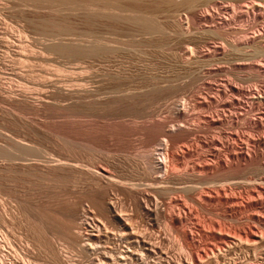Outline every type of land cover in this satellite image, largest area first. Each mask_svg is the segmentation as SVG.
<instances>
[{
    "label": "rangeland",
    "instance_id": "1",
    "mask_svg": "<svg viewBox=\"0 0 264 264\" xmlns=\"http://www.w3.org/2000/svg\"><path fill=\"white\" fill-rule=\"evenodd\" d=\"M165 1H168V4ZM209 1L191 0L196 8L193 6L189 10L187 6L173 9L169 5V0H118V2L117 0H0V148L22 141V144L32 147L33 151V153L28 151L26 156L27 162L31 161L28 162L29 166L23 167L27 169L20 170L17 166L13 168L14 166H8L2 158L0 159V233L10 239L7 241L9 244L7 246V242L0 237V242H3L2 246L0 245V255H4L3 264H62L66 259L64 256L70 259L71 264H89L92 250L95 253L93 256L100 261L99 264L107 263V231L110 234H117V230L107 225V219L100 215L95 207L92 208L94 198L90 190L97 189L95 187L98 185L97 181L87 178L84 171L97 163L100 170H106V160L109 158V161L115 164L124 160L125 165L133 160L129 165L135 161L137 166L140 165L138 168H141L143 160L144 162L150 160L148 159L150 156V158L159 157V148L162 147L164 140L159 139L156 145L146 150L144 135L121 131V125L132 126V123H129L132 116L152 114L155 120L158 118L165 123L175 122L173 125L176 126L179 122L176 114L181 111L187 115L190 113L188 116L191 118L202 114L208 115L211 112L220 116L235 114L239 121L232 125L222 124L220 127L223 126V129L221 128L223 134L219 132V128L209 126L203 128L204 124H200V121V125L197 124L198 121L185 122V127L188 125V128L195 129L186 141L178 145L188 146L193 143L192 146H195L193 149L197 150L200 156H203V153L205 155L207 144L216 145L222 140L224 142L225 138L230 140V145H233V142H235L234 147L237 145L239 151L237 157L245 156L247 149L251 152L252 148L249 145L255 149L252 153L258 149L250 143V140L262 135L264 129L261 132L256 125L259 115L250 92H253L255 86L260 87L264 83V77L259 73L260 70L256 69L261 67L259 64H264V0H211L210 2L213 3ZM251 2L260 5L261 10L255 9L254 12L258 14L255 17L250 14L247 19L244 7L250 8ZM109 3L110 7H122L119 8L120 13L124 12V15L120 14L122 18L107 17ZM245 4L248 5L243 6ZM125 5L127 9L129 7L132 8L131 10L136 9L130 15L135 14L134 17L139 19L142 17L141 20L143 21L144 18V21L148 20L147 23L150 21L149 24L156 29V32L146 34L139 25L125 19L129 15ZM170 10L175 14L173 22L172 20L168 22L169 19L165 18ZM192 10L196 12L193 13ZM194 14L202 17L205 14V19L199 18L196 24H192L190 19ZM226 19L231 21L230 28L233 29L228 37L209 32L213 29L211 26H217L215 23ZM220 25L223 26L224 23ZM243 39L248 41L246 50L242 48L236 51L230 47L232 41L240 43L244 42ZM256 63L258 64L255 65ZM261 77L263 80L260 79ZM261 92L263 97V89ZM261 107L264 109V102ZM109 116L114 117V120ZM107 126L110 128L112 126L114 130H111L112 128L109 130ZM199 134L207 135L205 136L207 138ZM216 135L220 137L218 140H221L217 141ZM248 137L250 140L246 139ZM194 138L198 139L194 140ZM244 140L249 141L246 143L248 146ZM255 153L254 156L252 155L255 157V160L252 158L254 162L246 163L241 169L244 171L245 168L244 172L240 170L243 174L238 172L228 179L211 181L210 183L213 184H209L212 187L204 184L205 186H202L207 188H203L200 185L201 189L206 190L202 189V193L209 190L206 195L211 192L208 196L216 198L217 203L219 202L216 204V201L203 200L211 209H205L204 212V209L195 205L196 208L191 202L194 194H178L181 199L185 195L182 200L185 199L184 203L188 209L183 211L178 201H176L178 204L173 203L174 206L172 204L171 207L173 206L174 210L176 208L175 212L177 209L185 212V219L188 218V221L183 224L194 230L193 232L187 227L192 230L194 236L196 235L195 243H189L187 246L183 244L173 235V231L167 232L162 220L159 223H152L149 228V219L146 215L143 216L139 230L159 232L161 238L163 237L160 249L164 250L162 251L164 254L160 256L161 258L159 254L148 256L149 264H264V191H262L264 190V158H262L264 153L259 155V152ZM144 154L146 157H143ZM194 156L197 159L199 157ZM194 156L191 157V161L197 163ZM207 158L212 160V156ZM60 159L64 163H76L77 166L83 167V170L80 167L75 169L59 166L57 164L62 162ZM184 160L188 162V158ZM46 163L48 166L45 165ZM134 163L132 166H135ZM246 171L249 173L247 174ZM246 176L249 177V181L252 179L251 183L257 179L256 186V182L249 184ZM237 180L240 186L234 182ZM239 180L241 182L243 180V183ZM221 183L225 184L222 188ZM225 187L233 190L229 191ZM224 190L225 194H223ZM226 195H228L227 200H225ZM113 199L116 200L119 208H122L124 216H136V211L126 196L115 193ZM17 200L22 203L24 211L18 206ZM52 204H59L60 211L63 212H60L61 216L59 214L56 217L59 216L56 229L51 227L53 231L50 230V234H45L42 226L39 228L40 224L37 225L39 223L37 218L38 215L44 219H46L45 215L47 218L50 217L46 207ZM76 207L80 214L75 218V223L79 224L81 230H73L72 234L82 232L83 236L89 229L98 230L94 232L98 238L88 239L84 236L83 242L80 243L81 247L72 245L63 233L68 216L71 217ZM204 229L207 230L204 232ZM54 247L62 254H54ZM82 247L84 250L81 249Z\"/></svg>",
    "mask_w": 264,
    "mask_h": 264
},
{
    "label": "bare ground",
    "instance_id": "2",
    "mask_svg": "<svg viewBox=\"0 0 264 264\" xmlns=\"http://www.w3.org/2000/svg\"><path fill=\"white\" fill-rule=\"evenodd\" d=\"M114 1V0H113ZM196 1V0H194ZM211 1V0H210ZM209 1V2H210ZM216 1V0H214ZM247 1V0H246ZM110 2V1H108ZM118 2V0H117ZM120 2V1H119ZM133 2V1H132ZM162 2V1H161ZM167 2L168 4V1H165ZM193 2V1H192ZM192 2L191 0H169V5L172 6V8L174 9V7H181V6H187L189 8V10L191 8H193V6L195 7V5H192ZM198 2V1H197ZM207 2V1H206ZM242 2V1H241ZM113 3V2H112ZM210 3H213L210 2ZM252 3V2H251ZM116 4V3H115ZM122 4V3H121ZM255 4V3H254ZM253 3L251 4L250 8L248 7H244L246 10L244 11V14H245V17L248 19V17L250 16V14L255 17L256 14L258 13H255V9H257L258 11L261 10L260 9V5H254ZM110 5V3L108 4V6ZM131 5V4H130ZM136 5V4H135ZM157 5V4H156ZM163 5H166V4H163ZM162 5V6H163ZM197 5V3H196ZM202 5V4H201ZM215 5V4H214ZM248 5V4H247ZM246 4L243 5V6H247ZM263 5V3H262ZM261 5V6H262ZM117 6V5H116ZM126 6V5H125ZM161 6V5H160ZM168 6V5H167ZM165 6V7H167ZM213 6V5H212ZM242 6V5H241ZM257 6V7H256ZM110 7V6H109ZM107 7V17L110 18V19H113V18H116L118 19L120 16V14H123V13H120L121 12V8H117V7H113L111 6L110 8ZM146 7V6H145ZM153 7V6H152ZM225 7V6H224ZM263 7V6H262ZM261 7V8H262ZM128 7L126 6V11L128 12V17L125 18V15L124 18L131 21L132 23H135L137 24V26L139 25V27L142 29L143 32H145L146 34H150L151 32H156V29L150 25V21L149 23L147 19V22L144 21V18H143V21L139 18H136L134 17V15H130L131 13H134L133 11L136 10V9H133L131 10L130 7L129 9H127ZM134 8V7H133ZM137 8V7H136ZM162 8V7H161ZM196 8V7H195ZM205 8V7H204ZM209 8V7H208ZM207 8V9H208ZM216 8V7H215ZM226 8V7H225ZM234 8V7H233ZM166 9V8H165ZM176 9V8H175ZM185 9V8H184ZM183 9V10H184ZM214 9V8H213ZM138 10V9H137ZM182 10V9H181ZM180 10V11H181ZM196 10V9H195ZM198 10V9H197ZM242 10V8H241ZM141 11V10H139ZM160 11V10H159ZM193 13L196 12L194 10H192ZM191 11V12H192ZM199 11V10H198ZM239 11V10H238ZM136 12V11H135ZM138 12V11H137ZM146 12V11H145ZM151 12V11H150ZM164 12V11H163ZM176 12V11H174ZM185 12V11H184ZM189 12V13H191ZM214 12V11H213ZM217 12V11H216ZM159 13V12H158ZM177 13V12H176ZM201 13V12H199ZM218 13V12H217ZM216 13V14H217ZM227 13V12H226ZM233 13V12H232ZM236 13V11H235ZM126 14V13H125ZM148 14V12H147ZM151 14V13H150ZM154 14V13H153ZM184 14V13H181V15ZM214 14V13H213ZM220 14V13H219ZM124 15V14H123ZM146 15V14H145ZM174 13L170 11H168L165 15V18L166 19H169L168 22H170V20H172L173 22V19H174ZM177 15V14H176ZM180 16V14H178ZM209 15V14H208ZM206 15V16H208ZM212 15V14H211ZM218 15V14H217ZM239 15V14H238ZM138 16V15H137ZM243 16V15H242ZM262 16V15H261ZM139 17V16H138ZM145 17V16H143ZM155 17V16H154ZM205 17V14H203V17L199 14H194L190 21L192 24H196L197 20H199V18H204ZM210 17V15H209ZM215 17V16H214ZM223 17V16H222ZM122 18V17H121ZM147 18V17H146ZM177 18V17H176ZM175 18V19H176ZM182 18V17H181ZM221 18V17H219ZM228 18V17H227ZM151 19V18H150ZM153 19V18H152ZM151 19V20H152ZM188 19V18H187ZM216 18H214L215 20ZM222 19V18H221ZM220 20V19H219ZM119 21V20H117ZM177 21V20H176ZM212 21V20H211ZM233 21V20H232ZM113 22V21H112ZM179 22V21H178ZM196 22V23H195ZM214 22V21H213ZM230 20L226 19V21H220L218 23H215L217 26L213 25L211 27H213V29H211L209 32H211L212 34H215L217 36H223V37H228V35H230V32H232L231 28H230ZM234 22V21H233ZM232 22V23H233ZM251 22V21H250ZM258 22V21H257ZM189 23V22H188ZM209 23V21H208ZM223 26H221L220 24H223ZM119 24V23H118ZM177 24V23H176ZM199 24V23H198ZM214 24V23H213ZM193 26V25H192ZM221 26V27H220ZM111 27V26H110ZM128 27V26H127ZM194 27V26H193ZM200 27V26H199ZM208 27V26H207ZM233 27V26H232ZM187 28V27H186ZM198 28V27H197ZM235 28V27H234ZM128 29V28H127ZM171 29V28H170ZM182 29V27H181ZM195 29V28H194ZM210 29V28H209ZM177 30V29H176ZM175 30V31H176ZM183 30V29H182ZM187 30V29H186ZM202 30V29H201ZM158 31V30H157ZM179 31V30H178ZM170 32V31H169ZM185 32V31H184ZM187 32V31H186ZM174 33V32H173ZM234 33V32H233ZM130 34V33H129ZM157 34V33H156ZM170 34H172L170 32ZM183 34V33H182ZM181 34V35H182ZM140 35V33L138 34ZM176 35V33H175ZM190 35V34H189ZM130 36V35H129ZM135 36H137L135 34ZM168 36H171V35H168ZM187 36V35H185ZM179 37V36H178ZM189 37V36H188ZM192 37V36H191ZM262 37V36H261ZM172 38V37H171ZM175 38V37H174ZM187 38V37H186ZM230 38V37H229ZM251 38V37H250ZM249 38V39H250ZM263 39V38H262ZM171 40V39H170ZM227 40V39H226ZM231 41V40H230ZM240 41V40H238ZM244 41V39H243ZM254 41V40H253ZM259 41V40H258ZM182 42V41H181ZM236 42V41H235ZM248 41H244V42H240V43H230V47L233 49V50H236V51H240L242 48H246L248 46ZM250 42V40H249ZM177 43V42H176ZM211 43V42H210ZM258 43V42H257ZM108 45V44H107ZM225 45V44H224ZM251 45V44H250ZM110 46V45H108ZM107 46V47H108ZM212 46V45H211ZM213 47V46H212ZM221 47V46H220ZM109 48V47H108ZM199 48V47H198ZM216 48V47H215ZM230 48V49H231ZM253 48V45L252 47ZM223 49V47H222ZM200 50V49H198ZM246 50V49H245ZM252 50V49H251ZM254 50V49H253ZM196 51V50H195ZM212 51V50H211ZM215 51V49H214ZM217 51V50H216ZM219 51V50H218ZM224 51V50H223ZM231 51V50H229ZM249 52V51H248ZM224 53V52H223ZM206 54H209V53H206ZM217 54V53H216ZM220 54V53H219ZM225 55V54H224ZM248 60V59H247ZM241 63V62H240ZM259 63V62H258ZM258 63H256L255 65H257ZM244 65V64H243ZM259 68H256L258 69L259 73L262 74V77H264V64H259ZM258 67V66H257ZM256 71V70H255ZM259 75V74H258ZM260 77V76H259ZM262 77L260 79H262ZM264 79V78H263ZM262 79V80H263ZM257 85V84H256ZM259 85V84H258ZM263 86H255V88L253 89V92L250 94L253 95V97L250 95V97L252 99H254V102H255V105L257 106V108L255 109L257 114L259 115V117H257V121H256V125L257 127L260 129V131L262 132V130L264 129V109H261L263 108V106L261 107V105L263 104L264 102V96L262 97V89H263V92H264V83L262 84ZM261 88V89H260ZM230 90V89H229ZM250 91V90H249ZM264 94V93H263ZM238 96V95H237ZM235 99V98H234ZM238 100V99H237ZM206 101V100H205ZM240 101V100H239ZM252 101V100H251ZM249 101V102H251ZM220 102V101H219ZM224 102V101H223ZM222 102V104H223ZM254 102L252 104H254ZM232 103V102H231ZM220 104V103H219ZM251 104V106H252ZM184 105V104H183ZM231 105V104H230ZM261 108H260V107ZM254 107V106H252ZM183 108V107H182ZM209 108V107H208ZM225 108V107H224ZM179 109V108H178ZM251 109V108H250ZM183 110V109H181ZM253 110V109H252ZM178 111V110H177ZM180 111V110H179ZM225 111V110H224ZM228 111V110H227ZM248 111V110H247ZM189 112V111H188ZM211 112V111H210ZM252 112V111H251ZM220 113V112H219ZM225 113V112H224ZM190 114V113H189ZM188 114V115H189ZM186 113L184 112H179L176 114V119H178V125H173L172 123L168 122V123H165L163 121H159L157 117V120L154 119V116L152 114H146V115H142V116H132L130 119H129V123H132V126L130 127L131 124L127 125V126H120V129L121 131H125L127 133H131V134H141L140 136L144 135V138H145V148L146 150L151 147L152 145H154L156 143V141H159V139H162L164 140V143L161 145L162 147L159 148L160 150V155L159 157L155 158L152 156V158H148L150 160H147L144 162L143 160V163H142V166L141 168H138L139 166H137L134 162V165L135 166H132L129 165L130 162H132L133 160H131L130 162H128V166L125 165L124 163V160L123 161H120L118 162L117 164L109 161V159H107V169L106 170H100V168L97 166L99 163H97V165L91 166V168H87L84 169L86 171L85 172V175L87 176V178H89L91 181L92 180H95L97 181V185L98 187H95L97 189H93V190H90L92 191V194H93V198H94V201H93V207H95V209H97V211L100 213V215H102L104 218L107 219V225H111L113 227H115V229L117 230V234H110L108 231H107V263L106 264H149L148 263V259L149 257L148 256H154V255H158L159 254V257L162 256L164 253L161 251L160 249V244L162 242V238H161V235L159 234V232H149L147 229L145 230H139V226L141 225L140 223L143 221V216L146 215V217L149 219V228H151V224H155V223H159L160 220H162V222L165 224L164 226H166V229L168 230L167 232L169 231H173V235H175L176 237H178L180 239V241L185 244L186 246L189 244V243H195V239H196V235L194 236V233H192V228L190 226H186V224H183L184 222L188 221V218L187 220L185 219V212H182L180 210L177 209V211L175 212L174 210V204L173 203H177L176 201L179 202V205L184 209L183 211L187 210L188 208H186V205H185V199L184 201L182 200L184 198L181 199V197L178 195V194H183V193H188L189 195L190 194H194L192 195L191 197V202L194 204V206H198L200 207L201 209H204V212H205V209L206 210H209L211 208H209L208 206V203H204V201H207V202H215L216 201V198H212L210 196H208L211 192H209L208 195H206L207 192H205L206 190L203 189V188H207V187H203L202 185L204 184H213V183H210L211 181H214V180H218L220 178H224V179H228L229 176L231 175H234V174H237L238 172H240V170L242 169L243 166H245V164H251V162H254L252 160V158L255 160V157H252V155L257 151L259 152L258 155L260 153H264L262 150L263 147H264V132L262 133V135H260L258 137L257 135V138H251L252 135H251V139L248 137L246 138L247 140H250V143L253 144V146H256V151H253L252 153V150L254 149L253 147L250 146L251 149V152L250 150L247 149V152H245V156H242V157H237L238 156V149L236 148V146L234 147V143L233 142V145H230V140L227 138H225L224 142L223 140L220 141V143L218 144H207L206 146V152H205V155L203 153V156H200L199 154L200 153H197L198 151L193 149L195 146H192V144L188 145V146H185L186 144H183L182 146H179L178 144L184 141H186V139L191 135V133L193 132V130L195 129H191V128H188V125L187 127H185V122H188V121H198L197 124H199V121H200V124L203 123L204 127L206 126H209V127H213V128H219V132L222 133L221 131V128L223 127H220L222 124H234L239 121L238 119V116L235 115V114H229L228 116L224 115V116H220L219 114L217 113H209L208 115H197L195 117H190L188 116ZM192 115V114H191ZM174 116V115H173ZM193 116V115H192ZM250 116V115H249ZM74 117V116H73ZM110 117V116H109ZM129 116H127L128 118ZM72 118V117H71ZM79 118V117H78ZM90 118V117H89ZM94 118V117H93ZM104 118V117H103ZM107 118H108V115H107ZM111 118V117H110ZM114 118V117H113ZM113 118H111L112 120H114ZM116 118V117H115ZM119 119H121V117H118ZM123 118V117H122ZM169 118V116H168ZM174 120L176 121L175 117H173ZM247 118V117H246ZM80 119V118H79ZM109 119V118H108ZM107 119V121H108ZM126 119V118H125ZM160 119V118H159ZM245 119V118H244ZM255 119V118H254ZM253 119V120H254ZM110 120V119H109ZM128 120V119H127ZM162 120V119H161ZM164 120V119H163ZM170 120H173V119H170ZM170 120H167V121H170ZM256 120V119H255ZM125 121V120H124ZM124 121H120V122H124ZM131 121V122H130ZM202 121V122H201ZM113 122V121H112ZM115 122V121H114ZM111 123V122H110ZM179 123H181L179 125ZM194 123V122H193ZM244 123V122H243ZM177 124V123H176ZM184 126H183V125ZM196 124V125H197ZM199 124V125H200ZM242 124V123H241ZM245 124V123H244ZM251 124V123H250ZM110 125V124H109ZM116 125V124H115ZM119 125V124H118ZM126 125V124H124ZM191 125V124H190ZM189 125V126H190ZM198 125V126H199ZM255 125V124H254ZM129 126V127H128ZM195 126V125H194ZM196 126V127H198ZM57 127V126H56ZM109 128V130L112 128L107 126ZM114 127V125H113ZM200 127V126H199ZM198 127V128H199ZM202 127V126H201ZM200 127V128H201ZM248 127V126H247ZM255 127V126H253ZM107 128V129H108ZM115 128V127H114ZM114 128H112L111 130H114ZM118 128V127H117ZM225 128V127H224ZM242 128V127H241ZM245 128V127H244ZM116 129V128H115ZM119 129V128H118ZM117 129V130H118ZM214 129V130H215ZM223 129V128H222ZM258 129V130H259ZM62 130V129H61ZM210 130V129H209ZM207 130V131H209ZM213 130V129H211ZM242 130V129H241ZM75 131V130H74ZM116 131V130H115ZM197 131V130H196ZM199 131V129H198ZM218 131V130H217ZM226 131V130H225ZM254 131V129H253ZM195 132V131H194ZM200 132V131H199ZM198 132V133H199ZM218 132V133H219ZM224 132V131H223ZM245 132V131H244ZM62 133V132H61ZM209 133V132H207ZM242 133V132H241ZM260 133V132H259ZM195 134V133H194ZM223 134V133H222ZM233 134V133H232ZM248 134V133H247ZM197 136V134H195ZM201 135V134H199ZM210 135V134H208ZM225 135V134H224ZM223 135V136H224ZM203 136V135H201ZM207 135H204L203 137H205ZM217 136V135H216ZM216 136H212V137H216ZM245 136V135H243ZM195 137V136H194ZM246 137V136H245ZM244 137V138H245ZM256 137V136H254ZM193 138V136H192ZM196 138V137H195ZM194 140H197L195 139ZM207 138V137H205ZM204 138V139H205ZM217 138V141L221 140L218 138H220L219 136L216 137ZM215 138V140H216ZM222 138V136H221ZM202 139V137H201ZM213 139V138H212ZM233 139H234V136H233ZM191 140V139H190ZM238 140V139H237ZM240 140V139H239ZM189 141V140H188ZM193 141V140H192ZM200 141V139H199ZM198 141V142H199ZM202 141V140H201ZM214 140H212L213 142ZM245 141V140H244ZM204 142V141H203ZM243 142V141H242ZM249 141H245L244 143H248ZM186 143V142H185ZM191 143V142H190ZM197 143V142H196ZM202 143V142H201ZM214 143V142H213ZM217 143V142H216ZM160 144V143H159ZM188 144V143H187ZM156 145V144H155ZM195 145V144H194ZM196 145H199V144H196ZM202 145V144H201ZM243 145V144H242ZM248 146V144H246ZM239 146V145H238ZM247 146H245L247 148ZM263 146L261 149L260 147ZM154 147V146H153ZM199 148V146H198ZM202 148V147H201ZM201 148H200V152H201ZM240 148V147H239ZM249 148V149H250ZM32 147L28 146V145H25L22 144V141L19 142V141H16L14 143H11L9 144L7 147L5 148H0V159L2 158V160L4 161V163H6L8 166H14L13 168H15L16 166L17 167H20V170L21 168L22 169H27L26 168H23L25 166H29V163L31 162H27V158L26 157L28 155V151L32 152L33 151L31 150ZM150 149V148H149ZM153 149V148H152ZM155 149V148H154ZM243 149V148H241ZM111 150V149H110ZM123 150V149H122ZM204 150V149H203ZM245 150V149H244ZM243 150V151H244ZM255 150V149H254ZM125 151V150H124ZM151 151V150H150ZM249 151V152H248ZM35 152V151H34ZM121 152V151H120ZM152 152V151H151ZM204 152V151H203ZM137 153V152H136ZM144 153V152H143ZM146 153V152H145ZM241 153V152H240ZM252 153V154H250ZM126 154V153H125ZM142 154V153H141ZM148 154L150 155L149 151H148ZM147 154V155H148ZM256 154V153H255ZM254 154V155H255ZM33 155V154H32ZM31 155V156H32ZM194 155H197L198 159L195 158ZM253 155V156H254ZM34 156V155H33ZM197 160V163H194L192 162V158L193 157ZM209 156H212V160H210ZM143 157H146L145 154ZM148 157V156H147ZM256 157H258L256 155ZM36 158V157H35ZM61 158V157H60ZM138 158V157H137ZM185 159L188 158V162H186ZM189 158L190 159V162H189ZM264 158V157H262ZM262 158H259V159H262ZM54 159V158H53ZM142 159V158H141ZM140 159V160H141ZM144 159V158H143ZM146 159V158H145ZM194 159V160H195ZM258 159V161L260 162V160ZM61 160V159H60ZM75 160V159H74ZM78 160V159H77ZM91 160V159H90ZM63 162V160H61ZM60 161V162H61ZM115 161V159H114ZM126 161V160H125ZM129 161V160H128ZM142 161V160H141ZM262 161V160H261ZM264 161V160H263ZM38 162V161H37ZM42 162V161H41ZM40 162V163H41ZM61 164H57L59 166H66L67 168L68 167H71V168H75L77 169L78 167H80L81 170H83V167L81 168V166H77L76 163H71L70 162H63ZM74 162V161H73ZM263 163V162H262ZM32 164V163H31ZM34 164V163H33ZM106 164V163H105ZM254 163H252L253 165ZM5 165V164H4ZM47 165V163L45 164ZM54 165V164H53ZM82 165V164H81ZM84 165V164H83ZM89 165V164H88ZM87 165V167H89ZM262 165V164H261ZM33 166V165H31ZM30 166V167H31ZM48 166V165H47ZM56 166V165H54ZM256 166V165H255ZM254 166V167H255ZM16 167V168H17ZM29 167V168H30ZM85 167H86V164H85ZM100 167H101V164H100ZM249 167V165H248ZM247 167V168H248ZM259 167V166H258ZM262 167V166H261ZM260 167V168H261ZM10 168V167H9ZM250 168L253 169V167L250 166ZM259 168V169H260ZM70 169V168H69ZM105 169V167L103 168ZM251 169V170H252ZM258 169V168H256ZM80 170V171H81ZM254 170V169H253ZM242 172L245 171V168H244V171L241 170ZM248 171V169H247ZM246 171V172H247ZM255 171V170H254ZM73 172V171H72ZM83 172V171H82ZM246 172L244 174H246ZM78 173V172H77ZM241 173V172H240ZM249 172H247L248 174ZM255 173V172H254ZM260 173V172H259ZM243 174V173H241ZM239 175V174H238ZM264 175V174H263ZM254 176V175H253ZM42 177V176H41ZM81 177V176H80ZM232 177V176H231ZM238 177H241V176H238ZM261 177V176H260ZM263 177V176H262ZM261 177V178H262ZM245 178V177H244ZM249 178V177H248ZM247 176H246V179H248ZM258 178V177H257ZM79 179V178H77ZM84 179V178H83ZM223 179V180H224ZM232 179V178H231ZM240 179V178H239ZM242 179V178H241ZM254 179V178H253ZM260 179V178H259ZM82 180V179H81ZM252 180V179H251ZM250 180V181H251ZM226 181V180H225ZM240 183H243V180L241 182V180H239ZM249 181V179H248ZM248 182L249 184L251 182ZM258 181L257 179L254 180V182ZM227 182V181H226ZM224 182V183H226ZM237 185H238V180L237 181H234ZM233 182V184H235ZM245 182L247 183V180H245ZM253 182V183H254ZM261 184H262V180H260ZM210 183V184H209ZM228 183V182H227ZM251 183V184H253ZM264 183V181H263ZM94 184V183H93ZM217 184H219L217 182ZM216 184V185H217ZM229 184V183H228ZM226 184V186L228 185ZM230 184H232V181L230 182ZM257 182L255 183V186H256ZM259 184V182H258ZM260 184V186H261ZM200 185L203 187L202 189L205 190V195H203V193L201 192V187ZM221 185V188H222V185L223 183L220 184ZM225 185V184H224ZM223 185V186H224ZM236 185V186H237ZM241 184H239L238 186H240ZM245 185H248V184H245ZM205 186V185H204ZM212 187V185H210ZM209 186V187H210ZM232 186V185H231ZM250 186V185H249ZM208 187V188H209ZM214 187V186H213ZM216 187V186H215ZM219 187V185H218ZM217 187V188H218ZM229 187V186H228ZM235 187V185H234ZM252 187V186H251ZM262 187V186H261ZM220 188V189H221ZM227 187H225L226 189ZM245 188V187H243ZM253 188V187H252ZM263 188V187H262ZM260 188V189H262ZM89 189H90V186H89ZM216 189V188H215ZM214 189V190H215ZM228 189V188H227ZM236 189V188H235ZM211 190V189H210ZM223 190V189H222ZM221 190V191H222ZM229 190V189H228ZM233 190V189H231ZM229 190V191H231ZM243 190V189H242ZM258 190V189H257ZM201 193H200V192ZM213 191V189H212ZM219 191V190H218ZM225 191V190H224ZM239 191V190H238ZM253 191V189H252ZM261 191V190H260ZM259 191V192H260ZM264 191V190H262ZM261 191V192H262ZM112 192H113V195H112ZM217 192V191H215ZM91 193V192H90ZM115 193H120L124 196H126V198L129 200V203L131 204V206L133 207V209H135L136 213H135V217H126L122 214V208H119L118 206V203L116 202V200L114 201L113 199V196ZM219 193V192H218ZM217 193V195H219ZM225 192H223V194H225ZM247 193V192H246ZM88 194V193H87ZM187 194V195H188ZM260 194V193H259ZM263 194V193H262ZM261 195V194H260ZM85 196V195H84ZM88 196V195H87ZM195 196H198V198H195ZM215 196V195H214ZM220 196V195H219ZM228 195L225 196V200H227ZM187 197V196H186ZM221 197V196H220ZM232 197V195H231ZM234 197V195H233ZM232 197V198H233ZM224 198V196H223ZM235 198V197H234ZM261 198V197H260ZM84 199V198H83ZM92 199V198H91ZM190 199V198H189ZM219 199V198H217ZM204 200V201H203ZM220 200V199H219ZM224 200V199H223ZM233 200V199H232ZM235 200V199H234ZM18 201V200H17ZM77 201V200H76ZM92 201V200H91ZM187 201V199H186ZM83 202V201H82ZM189 202V201H188ZM224 202V201H223ZM227 202V201H225ZM231 202V201H230ZM19 203V207H21V209L23 208V205L22 203ZM17 203V204H18ZM219 203V202H218ZM217 201H216V204H218ZM222 203V202H221ZM220 203V204H221ZM2 204V203H1ZM82 204V203H81ZM173 204V206L171 207V205ZM178 204V203H177ZM190 204V203H189ZM211 204V203H209ZM223 204V203H222ZM227 204V203H226ZM25 205V204H24ZM78 205V204H77ZM76 205V206H77ZM214 205V203H213ZM212 205V206H213ZM224 205V204H223ZM230 205V204H229ZM233 205V203L231 204ZM236 205V204H235ZM234 205V206H235ZM238 205V204H237ZM253 205V204H252ZM63 206V205H61ZM177 206V205H175ZM195 206V207H196ZM217 206V205H216ZM214 206V207H216ZM233 206V208H234ZM262 206V205H261ZM48 207V208H47ZM46 209L49 210L50 212V217L47 218V216L45 215L46 213H48V210H46V213L44 212V215H45V218H41L40 215L38 219V224H40L39 228L42 226V231H44L43 233L45 234H50L51 231H53L51 229L52 228H55V225L57 224V221H58V218L57 215L60 214V212L62 213L63 211L61 210L60 211V208H59V204H52V205H49L47 206ZM64 207V206H63ZM67 207V206H66ZM75 207V206H74ZM79 207V206H78ZM80 207H83V206H80ZM173 208V210L171 208ZM179 207V206H178ZM190 207V206H189ZM193 207V209L195 208ZM228 207V205H227ZM225 207V209L227 208ZM230 207V206H229ZM238 207V206H237ZM192 208V207H191ZM197 208V207H196ZM209 208V209H208ZM218 208V207H217ZM222 208V207H220ZM248 208V207H247ZM260 208V207H259ZM262 208V207H261ZM4 209V208H3ZM24 209V208H23ZM22 209V210H23ZM74 209V208H73ZM180 209V207H179ZM190 209V208H189ZM192 209V210H193ZM5 210V209H4ZM27 210V209H26ZM44 210V211H45ZM64 210V209H63ZM67 210V208L65 209ZM191 210V209H190ZM216 210V208H215ZM255 210V209H254ZM262 210V209H261ZM24 211V210H23ZM79 210H77V207L76 209L74 210V213L71 214V217L68 216V222H67V226L65 227V230H64V235H66L65 237H68V239L71 241L72 245L74 246H79L81 247V241H82V238L85 236L87 237L88 239H97L98 237L94 235V232L97 230H93V229H89L86 231V234L82 236V232H79V234H72V231L73 230H81L79 224H76L75 223V218L77 217L78 214H80V212L78 213ZM203 211V210H202ZM226 211V210H224ZM238 211V210H236ZM68 212V211H67ZM191 213V211H189ZM198 212V211H196ZM7 213V212H6ZM5 213V214H6ZM24 213V212H23ZM66 213V212H65ZM63 213V214H65ZM187 213V212H186ZM200 213V212H199ZM209 213V212H208ZM207 213V214H208ZM240 213V211H239ZM243 213V212H242ZM31 214V213H30ZM49 214V213H48ZM68 214V213H67ZM193 214V213H192ZM202 214V212H201ZM200 214V215H201ZM210 214V213H209ZM208 214V215H209ZM217 214V213H216ZM37 215L35 217H37ZM43 215V213H42ZM41 215V216H42ZM62 214H60L61 216ZM190 215V214H189ZM188 215V216H189ZM199 215V214H198ZM213 215V214H211ZM215 215V214H214ZM226 215V214H225ZM228 215V214H227ZM49 216V215H48ZM80 216V215H79ZM34 217V218H35ZM44 217V216H43ZM101 217V216H100ZM78 218V217H77ZM239 218V217H238ZM36 219V218H35ZM44 219V220H43ZM236 220V219H235ZM59 222V221H58ZM5 223V222H4ZM189 223V222H188ZM187 223V224H188ZM261 223V222H260ZM82 224V223H81ZM152 224V225H153ZM58 225V224H57ZM264 225V224H263ZM148 226V224H147ZM57 227V226H56ZM83 227V226H82ZM112 227V228H113ZM192 229L190 231L189 228ZM209 227V226H208ZM213 227V226H212ZM97 228V227H96ZM110 228V227H109ZM206 228V227H205ZM1 229V228H0ZM56 229V228H55ZM95 229V228H94ZM214 229V228H213ZM220 229V228H219ZM51 230V231H50ZM103 230V229H102ZM115 230V231H116ZM207 230V229H206ZM204 229V232L206 231ZM211 230V228L209 229V231ZM50 231V232H49ZM98 231V230H97ZM215 231V229H214ZM1 232V231H0ZM84 232V231H83ZM100 232V231H99ZM194 232V230H193ZM203 232V231H202ZM76 233V232H75ZM82 233V234H81ZM211 233V232H210ZM216 233V232H215ZM2 234V235H1ZM5 234V233H4ZM7 234V233H6ZM99 234V233H98ZM219 234V233H218ZM204 235V233H203ZM214 235V234H212ZM0 237L2 238V240L4 241H10L9 237H7V235H3V233H0ZM41 237V236H40ZM17 238V237H16ZM43 238V237H42ZM177 238V239H178ZM199 238V237H198ZM234 238V237H233ZM240 238V237H239ZM45 239V238H43ZM21 240V239H20ZM100 240V239H99ZM222 240V239H221ZM43 241H46V240H43ZM12 242V241H11ZM11 242H9L11 244ZM54 242V241H53ZM83 242V241H82ZM180 242V243H181ZM1 243L3 242H0V245ZM45 243V242H44ZM197 243V242H196ZM255 243V242H254ZM7 246L9 245L8 242L6 243ZM20 244V243H19ZM217 244V243H216ZM221 244V243H220ZM50 245V244H49ZM195 245V244H194ZM2 246V245H1ZM12 246V244H11ZM197 246V245H196ZM222 246V245H221ZM253 246V245H252ZM10 247V246H9ZM15 247V245H14ZM51 247V246H50ZM182 247V246H180ZM4 248V247H3ZM1 248V249H3ZM8 248V247H7ZM47 248V247H46ZM45 248V250H46ZM55 248V247H54ZM53 248V253L54 254H57V255H60L61 251L59 252V250L57 251V249ZM166 248V247H165ZM196 248V247H195ZM16 249V248H15ZM49 249V248H48ZM80 249V248H79ZM82 250L83 247L81 248ZM91 249V248H90ZM189 249V247H188ZM199 249V248H198ZM254 249V248H253ZM5 250V248L3 249ZM88 250V249H87ZM92 250V249H91ZM98 250V249H97ZM2 251V250H1ZM24 251V250H23ZM80 251V250H79ZM219 251V250H218ZM4 252V251H3ZM16 252V251H15ZM20 252V250H19ZM18 252V253H19ZM56 252V253H55ZM94 251L92 250V252H90V256H89V264H99L100 261H98L93 255H95V253H93ZM99 252V251H98ZM105 252V251H104ZM169 252V251H168ZM62 254V253H61ZM102 254V253H101ZM106 254V253H105ZM168 254V253H167ZM190 254V252H189ZM192 254V253H191ZM196 254V253H195ZM222 254V253H221ZM89 255V254H87ZM208 255V254H207ZM17 256V255H16ZM93 256V257H92ZM105 256V257H106ZM182 256V255H181ZM56 257V255H55ZM66 259V261L64 260L63 263L65 264H69L70 263V259L67 258L66 256H64ZM97 257V255H96ZM101 257V256H100ZM99 257V258H100ZM104 257V256H103ZM157 257V256H156ZM157 257V258H159ZM179 257V256H178ZM195 258V256H192ZM15 259V257H13ZM148 258V259H147ZM161 258V257H160ZM0 264H3V260H4V255H0ZM8 259V258H7ZM18 259H19V256H18ZM61 259V258H60ZM151 259V258H150ZM193 259V258H192ZM200 259V258H199ZM196 260V259H195ZM6 261V259H5ZM9 261V259H8ZM14 261V260H13ZM12 261V262H13ZM165 261V260H164ZM3 262V263H2ZM69 262V263H68ZM201 262V261H200ZM7 263V262H6ZM62 263V264H63ZM161 263V262H159ZM71 264V263H70ZM100 264H104V263H100ZM206 264V263H205ZM208 264V263H207Z\"/></svg>",
    "mask_w": 264,
    "mask_h": 264
}]
</instances>
